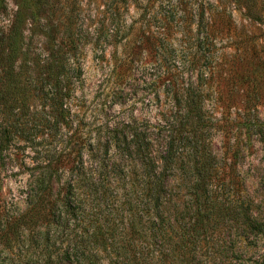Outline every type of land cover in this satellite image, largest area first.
I'll return each mask as SVG.
<instances>
[{"label": "trees", "instance_id": "trees-1", "mask_svg": "<svg viewBox=\"0 0 264 264\" xmlns=\"http://www.w3.org/2000/svg\"><path fill=\"white\" fill-rule=\"evenodd\" d=\"M246 10L264 27V0H252ZM180 19V30L199 35V55L183 67L185 80L176 63L166 67L167 103L155 123L133 117L94 123L84 116L75 94L80 38L71 21L50 51L30 47L24 33V155L30 163L24 213L0 235L4 245L6 233L18 239L24 230L32 251L24 264H196L199 253L223 248L217 241L221 230L244 239L264 237V223L238 172L241 139H250L252 129L263 133L256 113L262 97L249 95L247 82L241 97H222L228 77L206 45L213 33H192ZM209 22L202 16L196 27ZM19 34L15 24L6 34L10 56ZM209 99L224 112L209 111ZM236 102L243 114L234 126ZM213 131L220 134L221 157L211 143ZM6 134L0 131V152Z\"/></svg>", "mask_w": 264, "mask_h": 264}, {"label": "rangeland", "instance_id": "rangeland-1", "mask_svg": "<svg viewBox=\"0 0 264 264\" xmlns=\"http://www.w3.org/2000/svg\"><path fill=\"white\" fill-rule=\"evenodd\" d=\"M251 3L252 0H0V131H7V147L0 152V235L24 213L25 166L30 163L24 155V33L30 47L50 51L64 39L69 21L80 38L82 58L80 86L75 94L81 112L94 123L128 121L131 117L155 123L158 111L164 110L167 103L163 94L169 85L166 67L176 63L185 80L183 67L199 55L195 39L199 35L180 30V17L183 23H189L192 33L204 29L213 33L214 40L206 45L215 49L228 77L227 85L220 87L222 97H241L246 92L245 82L249 95L262 97L256 113L263 133L256 134L252 129L250 139H241L238 172L251 207L264 223V27L251 21L246 10ZM202 16L209 18L208 27L206 23L196 27ZM13 24L20 34L10 56L5 37ZM49 24L54 26L50 30L40 27ZM164 24L167 28L162 31ZM124 59L131 61L130 67L121 66ZM33 103L36 106L39 102ZM207 103L208 110L211 108L217 116L224 112L210 99ZM232 104L235 126L242 123L243 111L239 103ZM211 143L217 157H221L217 131L211 133ZM6 237V244L0 242V264H24L32 253L24 244V230L18 239L11 233ZM217 241L223 248L217 253H199L196 264H264V237L244 239L226 229L219 232Z\"/></svg>", "mask_w": 264, "mask_h": 264}]
</instances>
